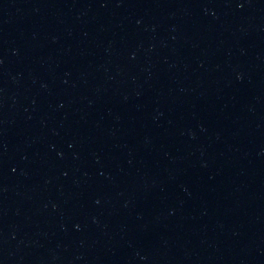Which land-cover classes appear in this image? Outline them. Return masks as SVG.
<instances>
[{
	"label": "water",
	"instance_id": "water-1",
	"mask_svg": "<svg viewBox=\"0 0 264 264\" xmlns=\"http://www.w3.org/2000/svg\"><path fill=\"white\" fill-rule=\"evenodd\" d=\"M0 264H264V0H0Z\"/></svg>",
	"mask_w": 264,
	"mask_h": 264
}]
</instances>
